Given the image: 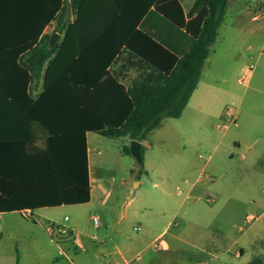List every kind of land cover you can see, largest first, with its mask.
Listing matches in <instances>:
<instances>
[{
    "label": "trees",
    "instance_id": "16d2710c",
    "mask_svg": "<svg viewBox=\"0 0 264 264\" xmlns=\"http://www.w3.org/2000/svg\"><path fill=\"white\" fill-rule=\"evenodd\" d=\"M228 2L196 0L190 15L199 11L202 28L181 59L167 40L137 32L144 50L160 60L155 61L126 45L148 9H139L127 30L125 22H115L132 16L119 0L117 5L110 0H48V16L44 7L37 23H21L15 1L0 0V213L33 215L42 208L89 203L86 132L143 142L164 119L180 118L198 86ZM70 6L76 19L58 22L55 32L63 37L51 47V35L40 37L48 21L67 17ZM123 46L152 70L128 90L108 72ZM40 79L43 91L35 99L31 84ZM118 111H123L121 117L114 119ZM62 144L69 150L62 151ZM123 152L131 155L130 147ZM143 159L142 146L141 167Z\"/></svg>",
    "mask_w": 264,
    "mask_h": 264
},
{
    "label": "crops",
    "instance_id": "0c3cea01",
    "mask_svg": "<svg viewBox=\"0 0 264 264\" xmlns=\"http://www.w3.org/2000/svg\"><path fill=\"white\" fill-rule=\"evenodd\" d=\"M14 1L19 9L18 17H20L19 21L21 23L39 22L38 16L40 10L43 13L44 7L46 8V17L48 16V0ZM110 1L111 4L117 5L116 0ZM119 1L123 2L122 5L131 10L132 16L123 20L116 19L115 22H122L123 24L125 22V24L128 25L127 27H129L127 30L130 29L132 23L136 21L137 11L139 9H148L142 18H138V24L133 31L131 30L132 33L128 36V44L126 45L129 46L131 43V45L141 49V53L153 57L155 61L160 60H156L153 56L154 54L149 49L144 50L142 43L139 41L140 38L137 32L148 35L155 34L167 40L175 47V51L172 53H174L178 59H181L184 55L189 53L192 42L199 36V32L202 28V23L197 19L199 11L190 15L196 0ZM241 3H246V0H229L226 12L230 6L236 10ZM151 12H155V14H149ZM247 17H250L248 23H246L247 18L244 19L243 16L241 17L239 13L235 12L232 22L227 25L224 16V21L219 29L217 40L210 47V54L203 67L198 86L192 94L182 116L178 118H185L191 131H198L207 136L211 135V138L208 139L206 143L189 137L185 144L188 152L193 155H197L205 147L209 149L214 147L215 153H221L219 154L218 161L213 163L212 170L206 173L205 171L208 168L207 164L201 167L195 161L190 160L187 162H164L158 167L145 163L139 171V176L143 175V177H148L150 180L151 178L161 180L163 183L161 185H153L154 191L150 197V205L148 204L149 206H145L144 209H138L133 206V199L128 201V198H126L121 205L117 206L111 203L113 196H116L117 199L120 200L119 194L114 195L116 194V189L113 187L115 186L114 180H112L111 186L98 177L97 170L104 164V160L100 157V153L97 154L94 152L90 144L94 137L101 135L94 132H86L91 198L89 203L82 205L94 204L97 215L92 217V221L95 217L99 218V227H94L99 233L89 235L87 232L80 230L77 225H64L73 232L74 239H66L62 242H57L54 238L52 239L50 234L51 241L55 242L63 255V257L55 259V264H159L158 259L161 256L173 251L170 243L164 239L170 233L173 226H177L176 222L179 220V215L184 208V200L194 197L196 202H199L210 196L214 199L213 197L215 196L212 194L214 192L213 190H218L216 185L218 179L226 177L228 173V171H224L223 169L221 172L220 168L226 161L231 163L235 155L240 156V162H244L243 168L255 167L264 157V98L261 97V101L258 98V95H264L262 86L254 87L250 97H248V92H245V94L239 98L232 91L228 92L220 89L219 86H221V82L225 81L220 71L223 67V61L220 58L215 61L212 57L216 55L218 51H229L230 55L238 57L245 52L251 54L259 49L261 51L259 55H263L264 0L261 1L259 6L253 11L248 12ZM75 19L76 17L74 15L72 16V12L68 13L67 17H58L57 20L53 18L51 21H48V25L45 27L40 39L45 35H51L52 37V35L56 33L55 30L59 21L62 23H70L74 22ZM168 21L173 27L167 24ZM41 22H44V20L42 19ZM224 27H227L229 30L227 36H222L220 34V31ZM49 29H51L53 33L49 34ZM57 34L59 35V42L63 35ZM132 41L135 42V44H132ZM116 60L117 61L108 68V72L111 77L125 87L126 90L132 88L135 82L140 80L143 75L152 72L148 66H145L141 62L142 58L134 55V53L127 50L125 46L121 48V54L117 56ZM233 65L235 73L239 75L238 82L249 88L251 78L254 74L253 66H243V64L239 62V58H235ZM41 82H43L44 85L43 79H40L39 81L33 82L31 87ZM101 83L104 86L105 81ZM229 96L239 100L237 112L235 110L238 126L224 124L227 120L224 101ZM34 98L37 99L38 96ZM122 112L123 111H118L113 115V118H120ZM212 129L221 131L223 134L222 139L217 141L216 136L211 132ZM70 130V128H67V131ZM231 130L230 141L224 143ZM123 138L128 140V143L131 144L128 137ZM145 142L146 140L140 142L143 147H145ZM258 144L261 145L258 147ZM59 147L62 151H65V149L69 150L70 148L69 145L63 144ZM232 165L236 166L235 164ZM187 172L191 179H193L192 181L188 178L184 180L181 179L180 175L182 173L186 174ZM182 182L188 185L186 189L181 187L180 184ZM142 184L143 180L140 178L137 186L139 187ZM125 188L126 183H123L120 189L124 192L123 189ZM133 193V190H130L128 195H132ZM183 195H185V198L181 200L180 196ZM206 201L208 204H214L209 199ZM44 209L51 208H42L33 211V214H37ZM211 210H213V208ZM11 213L23 215L20 212ZM2 214L7 213H0V215ZM171 236L174 242L182 241V238L177 233ZM72 244H75V249H79L80 252L76 250L73 252V255L65 254L62 247ZM228 252L229 251L226 253ZM147 254H152L153 259L146 260ZM244 254L245 248L238 247L235 250L234 257L240 259ZM213 260L218 261L219 256H213ZM201 263L206 264V262ZM250 264H264V257L257 256Z\"/></svg>",
    "mask_w": 264,
    "mask_h": 264
},
{
    "label": "rangeland",
    "instance_id": "374dc122",
    "mask_svg": "<svg viewBox=\"0 0 264 264\" xmlns=\"http://www.w3.org/2000/svg\"><path fill=\"white\" fill-rule=\"evenodd\" d=\"M263 0H246V3L235 10L231 6L225 15V23L232 22L235 12L250 21L248 12L253 11ZM227 27L222 28L220 34L227 36ZM53 33L49 29V34ZM260 49L249 53H243L235 57L229 51H218L213 55L215 61L220 58L223 61L222 78L220 89L232 91L236 96L242 97L248 92L250 97L256 86H262L264 90V52ZM239 58L243 66H253L254 74L250 81L249 88L238 82L239 75L235 73L234 60ZM220 84V83H219ZM32 96L37 97L43 91V82L33 85ZM264 95H258V98ZM261 101V99H260ZM226 111L228 108L239 107V100L231 96L224 101ZM217 141L222 139V132L212 129ZM224 141H230V134ZM193 137L204 143L211 138L198 131H191L185 118L166 119L162 125L149 134L144 143L143 162L155 167L165 163L195 161L201 167L208 165L207 170H212V165L219 159L214 147H205L197 155H193L186 149L185 142ZM91 147L95 153H100L104 164L98 168V177L106 184L112 186L114 180L116 196L112 197L111 203L121 205L126 198L134 200L133 206L144 209L150 205V197L153 193L154 184H163L161 180L139 176L141 166L132 155L123 152L124 147L131 146L124 138L110 139L103 136H96L91 140ZM261 144H258V147ZM240 156L235 155L232 162L226 161L220 168L228 171L226 177L218 179V190H213V197H208L214 204H208L207 199L196 202L194 197L184 200L185 195L180 196L184 200V208L180 213L176 227L173 226L165 241L170 243L173 251L161 256L159 264H250L257 256L264 257V157L253 168H243L244 162H240ZM235 164L236 166L232 165ZM241 166V167H239ZM170 170V168H169ZM94 172V169H93ZM94 176V173H93ZM139 176V177H138ZM181 179H191L189 173H182ZM140 178L143 180L141 186H137ZM193 179H191L192 181ZM126 183V188L120 189ZM180 184V183H179ZM183 189L188 185L180 184ZM210 185V184H209ZM120 189V190H119ZM133 190L132 195H128ZM179 192V191H178ZM149 204V205H148ZM213 208V210H211ZM186 212V214H185ZM97 215L94 204L82 206H70L61 208L44 209L37 214L21 215L7 213L0 215V264H55V259L63 257L59 247L51 241L48 225L52 223L62 225H77L80 230L89 235H95L92 217ZM69 220L66 221L65 218ZM158 217V216H157ZM28 218L35 219L36 222ZM179 234L181 242H174L172 234ZM56 233H53V236ZM238 247L245 248L242 258L234 257ZM65 254L73 255L75 244L62 247ZM229 251L228 253H226ZM80 252V251H79ZM75 254V253H74ZM219 256V260H213V256ZM153 259L152 254L146 255V260ZM67 264V263H60ZM150 264V263H149Z\"/></svg>",
    "mask_w": 264,
    "mask_h": 264
},
{
    "label": "built area",
    "instance_id": "2783aa9c",
    "mask_svg": "<svg viewBox=\"0 0 264 264\" xmlns=\"http://www.w3.org/2000/svg\"><path fill=\"white\" fill-rule=\"evenodd\" d=\"M226 116H227V120L224 123L225 125L233 124L235 126H238V121L235 116V108L233 107L228 108L226 111ZM27 214L31 215L30 212H27ZM65 220L68 221V217H66ZM93 224H94V227L98 228L100 224L99 218L97 217L93 218ZM48 228L50 229L51 232L53 231V233H56L55 234L56 236H53V237L57 242H62L66 239L75 238L73 235V232L62 224L52 223L48 225Z\"/></svg>",
    "mask_w": 264,
    "mask_h": 264
},
{
    "label": "water",
    "instance_id": "95a60500",
    "mask_svg": "<svg viewBox=\"0 0 264 264\" xmlns=\"http://www.w3.org/2000/svg\"><path fill=\"white\" fill-rule=\"evenodd\" d=\"M71 7H69V13L71 12ZM59 40V35L57 33H54L51 37V43L50 46L54 47ZM141 147L142 144L138 141H132L130 146V152L133 157L140 163L141 162Z\"/></svg>",
    "mask_w": 264,
    "mask_h": 264
}]
</instances>
